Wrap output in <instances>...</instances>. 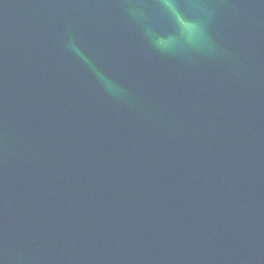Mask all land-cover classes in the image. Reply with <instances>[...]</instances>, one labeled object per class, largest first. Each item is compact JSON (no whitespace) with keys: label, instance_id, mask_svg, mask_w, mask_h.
<instances>
[{"label":"water","instance_id":"water-1","mask_svg":"<svg viewBox=\"0 0 264 264\" xmlns=\"http://www.w3.org/2000/svg\"><path fill=\"white\" fill-rule=\"evenodd\" d=\"M175 3L0 0V264H264V0Z\"/></svg>","mask_w":264,"mask_h":264},{"label":"clouds","instance_id":"clouds-1","mask_svg":"<svg viewBox=\"0 0 264 264\" xmlns=\"http://www.w3.org/2000/svg\"><path fill=\"white\" fill-rule=\"evenodd\" d=\"M165 6L170 9L171 11H173L175 13L176 11V3L175 0H164ZM195 25L192 23H187L186 25L181 26V29L183 31H187V32H191L192 30L195 29Z\"/></svg>","mask_w":264,"mask_h":264}]
</instances>
